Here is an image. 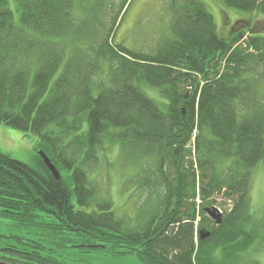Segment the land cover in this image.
<instances>
[{
	"label": "trees",
	"instance_id": "trees-1",
	"mask_svg": "<svg viewBox=\"0 0 264 264\" xmlns=\"http://www.w3.org/2000/svg\"><path fill=\"white\" fill-rule=\"evenodd\" d=\"M131 1L0 0V124L34 136L37 160L0 153V221L17 230L0 234L2 262L81 264L60 250L92 245L142 264H221L215 251L238 263L264 243L248 193L264 161V33L250 19L223 37L200 0H171V36L136 53L114 43ZM221 1L264 17V0ZM104 142L138 166L135 225L89 180Z\"/></svg>",
	"mask_w": 264,
	"mask_h": 264
},
{
	"label": "rangeland",
	"instance_id": "rangeland-1",
	"mask_svg": "<svg viewBox=\"0 0 264 264\" xmlns=\"http://www.w3.org/2000/svg\"><path fill=\"white\" fill-rule=\"evenodd\" d=\"M171 0H132L117 29L114 43L122 45L125 49L136 53L152 51L161 41H166L171 36L169 33V4ZM206 11L212 16L219 35L227 37L239 21L252 19L256 31L264 33V17L251 15L239 10L226 7L221 0H200ZM261 69V66L259 70ZM264 72V67H263ZM142 93L164 111L163 105L167 102L158 90L147 84H139ZM259 94L264 98V77L261 78ZM36 138L29 133L18 131L14 128L0 124V153L8 155L31 169L37 166L33 147ZM98 160L92 163L87 171L89 180L97 190V197L107 199L112 204V212L130 226L136 224V209L144 199L142 189L138 188L136 180L137 167L135 163L124 162L121 148L118 144L104 142L100 149ZM141 166V165H140ZM142 191V193H141ZM249 200L254 217L259 218L264 213V161L256 166L251 177L249 187ZM221 216V212H215ZM8 221H0V234L12 236L16 228ZM62 257L76 260L81 264H142L135 254L112 256L97 249L80 252L78 249L60 250ZM212 260L221 264H264V243L255 242L250 249L242 254L238 263L233 257L215 251Z\"/></svg>",
	"mask_w": 264,
	"mask_h": 264
},
{
	"label": "water",
	"instance_id": "water-1",
	"mask_svg": "<svg viewBox=\"0 0 264 264\" xmlns=\"http://www.w3.org/2000/svg\"><path fill=\"white\" fill-rule=\"evenodd\" d=\"M39 157L41 158V160L43 161L45 167L48 169V171L52 174V176L55 179H59L60 178V174L59 172L55 169V167L50 163L49 159L40 151L39 153ZM205 212L208 214V216L214 220L216 222V224H220L221 222V217L219 215H216L215 212L213 210H208L206 209ZM207 235H203L201 234L200 239H204ZM90 249H93L97 246H87ZM0 264H9V263H5L0 261Z\"/></svg>",
	"mask_w": 264,
	"mask_h": 264
}]
</instances>
